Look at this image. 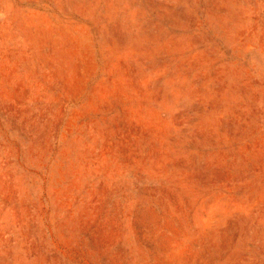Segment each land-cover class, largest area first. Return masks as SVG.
Masks as SVG:
<instances>
[{"label":"rangeland","instance_id":"1","mask_svg":"<svg viewBox=\"0 0 264 264\" xmlns=\"http://www.w3.org/2000/svg\"><path fill=\"white\" fill-rule=\"evenodd\" d=\"M0 264H264V0H0Z\"/></svg>","mask_w":264,"mask_h":264}]
</instances>
